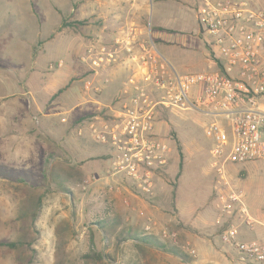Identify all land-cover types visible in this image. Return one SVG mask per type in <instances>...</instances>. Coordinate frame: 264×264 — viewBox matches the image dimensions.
<instances>
[{
	"label": "rangeland",
	"instance_id": "1",
	"mask_svg": "<svg viewBox=\"0 0 264 264\" xmlns=\"http://www.w3.org/2000/svg\"><path fill=\"white\" fill-rule=\"evenodd\" d=\"M82 4L0 0V243H18L0 245V264H198V253L190 249L206 242L218 203L210 166L212 120L196 111L162 112L158 131L167 137L177 167L182 152L184 167L177 177L179 169L169 171L170 159L156 179L155 196L112 175L109 146L82 129L109 120L112 112L104 106L115 103L123 86L113 96L84 92L87 73L78 61L93 39ZM152 18L150 5V27ZM208 37L199 26L185 33L173 54L158 50L181 73L208 72ZM241 167L230 166V175L242 176L236 174ZM235 180L264 208V159ZM127 233L153 234L192 261ZM94 253L106 258L84 257Z\"/></svg>",
	"mask_w": 264,
	"mask_h": 264
},
{
	"label": "built area",
	"instance_id": "2",
	"mask_svg": "<svg viewBox=\"0 0 264 264\" xmlns=\"http://www.w3.org/2000/svg\"><path fill=\"white\" fill-rule=\"evenodd\" d=\"M197 17L201 33L210 36L206 41L215 68L208 72H179L135 28L121 39L90 41L81 59L93 78L123 63L129 70L110 105L112 116L91 123L90 129L97 142L109 146L112 175L153 197L171 153L157 128L162 112L196 111L212 120L210 166L221 240L234 248L236 264H264V242L240 239L239 226L229 220L238 214L249 226L255 222L243 192L231 184L229 168L264 159V10L232 0H201ZM92 77L86 88L101 93Z\"/></svg>",
	"mask_w": 264,
	"mask_h": 264
},
{
	"label": "crops",
	"instance_id": "3",
	"mask_svg": "<svg viewBox=\"0 0 264 264\" xmlns=\"http://www.w3.org/2000/svg\"><path fill=\"white\" fill-rule=\"evenodd\" d=\"M21 1L26 5H33V2H43L46 0ZM74 1L77 5L82 4V2H77L80 0ZM232 1L238 4L246 3L252 8L264 10V0ZM83 4L86 5V15L90 18L88 33L92 35L91 39H96L97 37L101 40L121 39L126 32L135 28L137 31L143 33V37L151 38L154 43H156V46H159L158 49L160 51L162 50L167 54H173L178 48L179 43L184 41L185 33H194L196 27L199 31L197 14L201 5V0H85ZM150 5L151 10H153L151 27L148 25L150 23L148 19V8ZM96 24H99L98 28L94 26ZM204 45H206L207 51V42ZM206 53L208 56V67L212 70L215 66L211 59L210 51L208 50ZM78 64L83 65L86 69L87 76L83 82V90L86 94L100 95L103 92L104 94L107 92V95L113 96L112 94L116 89L118 90L120 85L123 86L126 71L129 75V70L119 67L120 64L102 71L97 77L93 78L90 75V66L87 63L83 62L81 59L80 62L78 61ZM120 69L123 70L120 72ZM89 77L93 78L94 85H98L102 88L101 93H96L92 89L89 90L86 88V81L89 80ZM121 89L118 92H120ZM110 105L111 104H106L104 106L107 111H110ZM99 117H101V115L96 116V118ZM93 122L97 121L87 122L85 129L82 130H91L90 125ZM170 159L169 171L173 173L175 171L177 172L180 162L177 167L176 157L171 153ZM252 166L253 162L242 164V167L236 172V174H238L239 171H243L242 176L230 175L231 184L237 187L235 177H245ZM157 190L158 189H156V192ZM240 190L243 192L242 189ZM243 200L249 209L250 215L255 220L254 224L252 226L247 225L243 219L239 218L238 214L233 218H229V220L237 223L239 226L240 239L259 240L264 242V208L256 207L255 203L251 202L244 192ZM136 213L138 212L136 211ZM139 213L141 215L144 214L143 210H139ZM214 214L215 217L211 222L210 229H208V238L206 242L197 243V263L236 264L232 257L235 253L234 248L224 244L220 237L222 227L216 222L218 217V203H216V212Z\"/></svg>",
	"mask_w": 264,
	"mask_h": 264
},
{
	"label": "trees",
	"instance_id": "4",
	"mask_svg": "<svg viewBox=\"0 0 264 264\" xmlns=\"http://www.w3.org/2000/svg\"><path fill=\"white\" fill-rule=\"evenodd\" d=\"M60 92L62 90H59ZM179 149L181 150V146L179 145ZM184 167V155L182 154V152L180 153V164H179V172L177 177L180 175V173L182 172ZM25 181V180H24ZM23 182V180H22ZM63 189H67L66 187H63ZM176 193L174 192V195ZM99 226L101 228L104 227V224L99 223ZM126 238L131 237L130 239H136L138 242L140 243H145L148 244L150 246H153L159 250H162L164 252L170 253L172 255H175L179 258H181L183 261L190 263L192 261V258L189 254L185 253L181 248L171 245L167 242H164L162 240H160L157 236L153 235V234H147V235H142V236H134L131 233H127L125 235ZM0 245L2 246H6L9 248H16L18 243L17 242H1ZM86 259H91V260H98V261H102L106 258V256H104L102 253H94V254H86L84 256Z\"/></svg>",
	"mask_w": 264,
	"mask_h": 264
}]
</instances>
